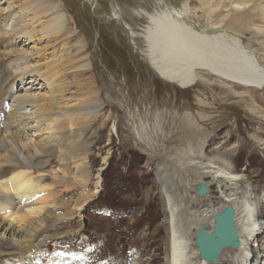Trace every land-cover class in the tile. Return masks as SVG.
I'll list each match as a JSON object with an SVG mask.
<instances>
[{
    "label": "rangeland",
    "instance_id": "1",
    "mask_svg": "<svg viewBox=\"0 0 264 264\" xmlns=\"http://www.w3.org/2000/svg\"><path fill=\"white\" fill-rule=\"evenodd\" d=\"M2 1L1 7H6L7 3ZM172 1L179 4L184 0ZM187 1L191 2L193 11L199 9L195 18L205 21L201 9L205 0ZM215 1L222 6L209 20L215 23L226 16L220 30L227 29L236 15L230 10V0L211 3ZM56 3L60 9L54 16L62 14L66 20L65 30L57 35L56 48L69 41V52L76 59L81 58L75 65L79 85L73 84L71 91L86 97L91 104L100 100L102 107L100 113L91 115L85 123L90 128L86 139L91 170L88 190L94 196L81 215L66 219L46 232L59 235L48 239L40 249L46 257L43 263L50 264L49 258L63 251L75 258L72 262L70 258L60 259L58 264H168L170 233L164 187L175 200L182 201L188 217L195 213H201L198 214L201 217L211 207L220 208V191L230 193L234 187L229 182L221 186L212 177L200 176L211 183L212 198L193 199L195 191L186 181L193 183L199 179L195 161L211 164V170L219 168L242 174L240 184L254 191L256 218L264 222V87L244 88L200 69L197 72L201 79L191 88L182 89L161 79L150 67L149 56L133 46L122 24L123 21L132 26L143 24L145 19L136 14L143 8L152 11L153 0H56ZM6 12L11 23L18 10ZM261 24L256 19L246 27L228 31L239 35L243 46L264 65V34L255 32V26ZM218 42L213 54L225 58L226 53L227 58L223 60L226 66L239 64L232 54L235 50H231L230 39ZM6 45L0 44V50ZM22 48L34 53L32 44ZM16 59V56L8 58L0 54L4 87L10 84L9 65L16 63ZM39 82L36 88L42 85ZM93 89L98 91L97 95L87 97L86 93ZM29 91L39 93L40 89ZM155 117L165 132L164 136L153 138L146 134L143 125L154 123ZM50 164L45 172L50 174L48 182L52 184L59 163L50 161L46 166ZM162 173L166 174V181L162 180ZM54 186L62 201L61 186ZM79 189L64 199L74 202ZM254 247L253 260L264 264V228L255 239ZM7 248L8 245L0 244V264L30 261L26 256H12ZM232 258L234 261V255ZM235 264L243 263L237 259Z\"/></svg>",
    "mask_w": 264,
    "mask_h": 264
},
{
    "label": "bare ground",
    "instance_id": "2",
    "mask_svg": "<svg viewBox=\"0 0 264 264\" xmlns=\"http://www.w3.org/2000/svg\"><path fill=\"white\" fill-rule=\"evenodd\" d=\"M153 1L152 11L143 8L136 14L140 19H145V24L132 26L124 21L122 24L133 40V46L147 58L149 56L150 67L161 79L182 89L191 88L201 79L197 72L200 69L244 88L264 87V65L243 46L239 35L228 31L230 28L246 27L258 19L263 25L255 26V32L264 34L262 0H230V10L236 15L224 30H220V26L226 16L215 23L209 20L222 6L220 2L205 0L201 9L206 20L200 21L194 15L199 9L193 11L190 1L184 0L179 4L172 0ZM2 2L7 3V6L1 7L0 3V44L7 45L4 50H0V54L8 58L16 56L17 59L16 63L9 65L8 86L1 84L0 74V244L8 245L12 256H26L30 259L26 261L27 264H47L42 261L46 257L40 253V249L48 239L59 234L46 232L66 219L81 215L87 202L94 196V192L88 190L91 170L90 147L86 139L90 128L85 123L91 115L100 113L102 105L98 99L91 104L86 97L81 98L71 91L73 84L76 87L79 85L75 78L79 74L75 72V65L81 58L76 59L69 52V41L56 48L59 42L57 35L65 30L66 22L62 14L54 16L60 9L58 3L55 4L56 0ZM8 9L18 10L11 23L7 20L11 18L7 15ZM227 38L233 44L230 49L235 50L232 54L239 62L231 67L223 62L227 58L225 52H222L225 58L224 55L220 57L213 54L216 49L214 46L219 45L218 41ZM30 44L34 53L22 48ZM207 51L209 57L205 54ZM156 54L159 56L156 57ZM14 64L17 66L12 67ZM38 81L42 85L36 88ZM30 88L40 91L30 92ZM97 93L93 89L86 96H96ZM156 117L154 123L143 125L146 134L153 138L165 132L158 125ZM39 158L43 161H39ZM50 161L59 163L58 170L52 176V184L48 182L50 174L45 172L51 167V164L46 166ZM193 164L199 179L193 183L189 178L186 181L190 189L195 191L193 199L212 198L211 183L203 177H212L221 186L229 182L234 187L230 193L222 189L218 196L220 208L211 207L201 217L198 215L201 213L188 217L182 201L175 200L164 187L170 233L168 264H212L200 258L195 237L201 224L205 221L212 224L213 215L226 204H232L236 209L241 245L236 251H224L216 264H235L237 259L243 264H249L248 261L256 264V260H253L255 239L262 232L264 222L256 218L254 191L249 186H241L243 175L240 173L219 168L211 170V164L200 161ZM165 175L162 173L161 178L166 181ZM200 181L210 187L205 197H199L195 190ZM54 185L61 186L64 198L74 194L72 191L78 192V188L79 196L72 203L64 198L61 201ZM192 230L196 231L192 233ZM191 234L195 237L192 238ZM63 258H70L72 262L75 257L58 251L49 258L50 264H58L57 261ZM32 260L37 263H32Z\"/></svg>",
    "mask_w": 264,
    "mask_h": 264
},
{
    "label": "water",
    "instance_id": "3",
    "mask_svg": "<svg viewBox=\"0 0 264 264\" xmlns=\"http://www.w3.org/2000/svg\"><path fill=\"white\" fill-rule=\"evenodd\" d=\"M199 197H205L210 187L200 181L195 187ZM213 223L205 221L201 224L195 237L199 256L208 263L216 264L224 251L238 249L241 245L240 232L236 221V209L226 204L213 215Z\"/></svg>",
    "mask_w": 264,
    "mask_h": 264
},
{
    "label": "trees",
    "instance_id": "4",
    "mask_svg": "<svg viewBox=\"0 0 264 264\" xmlns=\"http://www.w3.org/2000/svg\"><path fill=\"white\" fill-rule=\"evenodd\" d=\"M108 167L104 170V173L107 171Z\"/></svg>",
    "mask_w": 264,
    "mask_h": 264
}]
</instances>
